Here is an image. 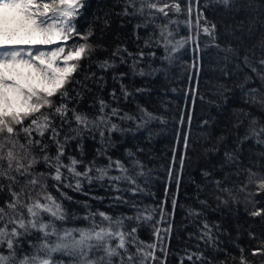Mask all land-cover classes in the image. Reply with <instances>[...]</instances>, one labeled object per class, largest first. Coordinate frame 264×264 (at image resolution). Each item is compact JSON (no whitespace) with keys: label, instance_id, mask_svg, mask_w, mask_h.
<instances>
[{"label":"snow or ice","instance_id":"6c2138e0","mask_svg":"<svg viewBox=\"0 0 264 264\" xmlns=\"http://www.w3.org/2000/svg\"><path fill=\"white\" fill-rule=\"evenodd\" d=\"M238 2L239 0H219V3L230 8L236 7ZM161 3L162 6H158ZM256 3L257 0H245L244 6L252 8ZM85 7L86 0H48V2L39 0V3L37 0H0V49H3L0 51V191L6 188L11 197L10 200L5 201L4 206H0V264H65L63 260H54V254L57 253L69 258L67 264H147L149 259H157L155 255L157 245H145L143 241L138 240L136 234L141 222L155 223L154 218L157 214L160 215L161 222L165 221L166 214L163 208L148 206L141 208L137 201L125 200L118 196L116 197L118 202L134 209L133 215L114 218L103 211L89 212L84 217L85 220L91 221L89 226L64 227L63 222L70 218L69 213L48 190L49 179L57 182V191H60L59 185L64 184V181H68L64 186L81 191L84 180L91 184L93 180L104 181L107 178L118 191L119 183L127 182L126 191L134 195L143 192L144 188L137 182L140 177L147 176L143 171L144 165L137 156V152H142L143 149L137 148L133 151L131 148H126L123 160L114 159L111 152L117 147V142L113 139V134L119 133L123 136L126 133L146 130L153 121L160 119L141 105H137L135 114L124 111L120 107V97L115 90L110 93L114 103L97 95L89 105L93 111L81 110V102L87 93L92 91L89 82L100 89L104 87V77L96 78V73L86 75L83 81L75 80L73 76L80 68L81 60L90 58L97 50L103 49V45L89 40L93 35L91 28L86 34L76 31L73 21ZM261 7H264V0L261 2ZM152 10L168 17L170 11L178 14L182 9L179 0H172V3H168L167 0H124V10L121 15L141 17L143 26L147 27L154 23L155 13ZM49 12L51 16L48 15ZM188 13L191 14V8L188 9ZM48 20L52 22L48 23ZM107 23L106 19L105 24ZM172 24H176V21L169 19L167 23L156 25L153 35L145 40V46L149 48L162 45L165 52L162 59L169 62L187 42V38L179 40L175 38L174 31L169 26ZM140 26V24L136 25L137 28ZM197 27H199V17ZM156 29L159 35H156ZM240 30L243 32V24L240 25ZM203 33L215 41L216 25L214 23L208 25L206 22ZM73 34L80 35L85 42L72 48V51L65 56L63 65L59 62V56L65 52L64 47H58L51 53L52 59L48 64L44 61L49 59V53L37 48L36 56L33 57L31 48L24 50L17 47L23 43H51L53 37L67 41ZM236 39L235 47L221 48L219 43H215V47L223 53L218 69L225 78L242 74L243 80L236 86L242 91L246 90L244 94L248 99L245 103L252 105L258 103L260 108L264 109V36L258 43L259 57L254 51L257 45L249 47L240 37ZM125 54L132 57L126 48L118 46L105 59L96 63L104 71L115 69L117 60L121 64H128ZM145 55L144 51L140 50L138 57L132 58L129 70L133 75L143 77L164 71L163 68L153 67L151 64L142 67ZM149 55L155 56V53ZM18 63L33 66L50 86L41 89L20 84L16 79L20 75L16 71ZM52 64H55L59 71L54 70L50 66ZM126 75L127 73H120L119 78L122 80ZM71 84L79 85V90L75 87L70 88ZM250 84L254 86L248 87ZM8 90H11L17 98L20 105L18 110H8L13 102ZM228 90L225 84H220L217 89L221 95ZM139 91L141 90H136ZM120 92L125 102L129 98H134V93L128 91L127 86L123 84ZM239 112L243 120L238 116L234 127L238 128L244 120H247V127L242 137L237 136L236 146L224 151V163L221 167L235 166L237 174L241 170L247 171L248 183L255 184L259 191H264V174L253 172L251 168L242 169L240 161L242 145L245 142L254 140L256 144L264 145V119L257 118L243 109ZM188 119L190 121L191 117L189 116ZM129 121L132 122L131 125H128ZM204 123L207 125L209 122L204 121ZM86 138L99 144L95 150L96 155L90 161L83 159L85 155L83 141ZM224 142L223 136L217 138V146L209 151H219V146L224 145ZM73 143L76 144L79 157L68 151ZM188 143V137L184 136L185 148ZM260 155L264 157V151ZM101 158L107 163H100ZM173 159L175 160V154ZM184 163V157L181 156L179 159L181 169ZM38 165H43L44 170H38ZM113 171L119 174L111 175ZM202 174L206 177L210 175L208 172ZM169 175L171 176V172ZM254 177L257 179H253ZM73 180L74 185L71 182ZM215 184L220 192L234 199L232 190L223 187L224 181L217 180ZM17 185H20L18 190L15 187ZM246 187L247 185H244L240 191H244ZM66 198L71 199V197ZM216 199L224 205L228 204L227 198L221 200L220 196H216ZM171 203L174 212L177 207L175 196ZM200 203L202 206H207V201ZM97 215L101 218L99 222L95 219ZM189 215H194L192 210H189ZM250 215L262 216L264 209L254 210ZM72 218H75L74 215ZM57 222H60L59 226ZM219 228L218 224L210 226L204 223L198 239L203 240L208 246L217 247ZM170 231L169 224L168 228L164 229V235L167 236ZM37 233L38 241L33 242L28 239ZM154 234L161 240L164 238L161 237L159 228L154 229ZM25 242L33 253L20 256L19 252L23 250ZM161 251H164L163 247ZM258 254L264 256V246L252 253L253 256ZM186 259L192 264H196L197 261L199 264H213L203 252L189 253ZM183 260L184 258H181V264ZM240 264H255V262L242 257Z\"/></svg>","mask_w":264,"mask_h":264},{"label":"trees","instance_id":"16d2710c","mask_svg":"<svg viewBox=\"0 0 264 264\" xmlns=\"http://www.w3.org/2000/svg\"><path fill=\"white\" fill-rule=\"evenodd\" d=\"M167 2L172 3V0ZM179 2L181 12L177 14L170 11L168 17L152 10L155 13L154 23L147 27L143 26L141 17L121 15L124 10V0H86V7L81 9V14L73 21L76 31L81 34H86L91 28L93 35L89 40L103 45V49L107 50H97L92 57L81 60L80 68L73 74L74 79L79 81H83L85 76L91 73H96V78L104 77L102 89L89 82L92 91L87 93L81 102V110L93 111L89 105L97 95L114 103L110 93L115 90L120 97V107L124 111L135 114L137 105H141L160 117L146 130L126 133L123 136L119 133L113 134V139L117 142V147L111 152L114 159L123 160L126 148H131L133 151L137 148L143 149L142 152H137V156L144 165L143 171L147 176L140 177L137 182L144 191L135 195L126 191L127 182H120L118 191L107 178L104 181L93 180L91 184L84 180L81 191L64 186L68 181L60 184V191H57V182L49 179L48 190L69 213L70 218L63 222L64 227L89 226L91 221L84 219L89 212L103 211L114 218L133 215L134 209L118 202L116 200L118 196L125 200L137 201L141 208L144 206L163 208L166 214L165 221L161 222L160 215L157 214L154 218L155 223L141 222L136 234L138 240L143 241L145 245H157L155 250L157 259H149L147 264H181V258H184L183 264H192L186 259L187 254L192 252H203L213 264H240L242 257L255 264H262L264 256L259 254L253 256L252 253L264 246V215L254 217L250 213L264 209V191H259L255 184L248 183L247 171L241 170L237 174L235 166L221 167V165L224 163V151L236 146L237 136L242 137L247 127V120H244L238 128L234 127L238 116L243 120L239 110L249 111L253 116L264 119V109H261L258 103L255 105L245 103L248 99L244 94L246 90L242 91L236 86L242 82V74L230 78L221 75L218 64L223 53L215 47V43H219L221 48L235 47L236 38L240 37L249 47L257 45L254 51L259 57L258 43L264 36L262 0H257L252 8L244 6L245 0H239L234 8L224 6L219 0H179ZM158 6H162V3ZM189 8H191L190 15ZM198 17L199 27H197ZM106 19L107 24H105ZM169 19L176 21V24L169 25L174 31L175 38L177 40L187 38L184 47L175 54L171 62L162 59L165 55L162 45H154L151 48L145 46V40L153 35L155 26L167 23ZM206 22L208 25L213 23L216 25L215 41L203 33ZM137 24L141 26L137 28ZM241 24H243V32L240 30ZM156 35H159L158 29ZM84 42L80 35L73 34L69 40L57 42V48L64 47L65 52H69L74 46ZM17 46L24 50L31 48L32 53L34 52L30 43ZM118 46L126 48L132 54V57L125 54L128 64H121L117 60L115 69L107 71L100 69L96 61L105 59ZM140 50L146 54L142 67L151 64L153 67L163 68L164 71L143 77L133 75L129 70V64L132 63L133 57H138ZM153 52L155 56L149 55ZM120 73L127 75L121 80ZM114 76L117 78L114 79ZM122 84L127 86L128 91L134 93V98H129L127 102L121 96ZM220 84H225L229 89L222 95L217 91ZM253 86L248 85V87ZM69 87L79 90V85L71 84ZM137 89L141 91L136 92ZM204 121L209 123L205 125ZM131 124L132 122L129 121L128 125ZM184 136L188 137L187 148L183 144ZM221 136L225 138L224 145L219 146L217 152L209 151L217 146V138ZM83 144L85 150L83 159L90 161L96 155L95 150L99 144L90 138H86ZM68 151L79 157L75 143ZM262 151L264 145H258L254 140L245 142L240 154L242 169L251 168L253 172L264 174V157L260 155ZM52 152L53 154L55 152L54 146ZM181 156L185 160L183 169L179 165ZM67 162L65 159V163ZM100 163L106 164L107 161L101 158ZM37 168L40 171L44 170L43 165H38ZM204 172L210 175L206 177L202 174ZM110 174L119 173L113 171ZM217 180L224 181L223 187L232 190L234 199L217 189L215 184ZM71 182L75 184L74 180ZM244 185L247 187L244 191H240ZM15 187L18 190L20 185ZM174 196L177 207L173 212L171 201ZM216 196H220L221 200L227 198L228 204H222ZM10 199L6 188L0 191V206H4L5 201ZM200 201H207V206H202ZM189 210H192L194 215H189ZM47 218L46 216L45 219ZM95 219L99 222L101 218L97 215ZM57 223L59 226L60 222ZM204 223L210 226L220 225L217 233L218 244L215 248L198 239ZM169 224L171 231L165 236L164 229L168 228ZM155 228L160 229V235L164 237L162 240L154 234ZM28 239L36 242L39 240V234ZM113 243L115 244V241ZM161 247L164 251H161ZM32 253L33 250L25 242L19 255ZM53 258L56 261L63 260L65 264L69 259L59 253L54 254ZM196 264H199V261Z\"/></svg>","mask_w":264,"mask_h":264},{"label":"rangeland","instance_id":"374dc122","mask_svg":"<svg viewBox=\"0 0 264 264\" xmlns=\"http://www.w3.org/2000/svg\"><path fill=\"white\" fill-rule=\"evenodd\" d=\"M37 2H39V0H37ZM46 2H48V0H46ZM48 15L51 16V13L49 12ZM47 22L51 23L52 21L48 20ZM61 41L62 40H60L59 38L53 37L51 43H47V44H40V43L32 44V43H30L33 46V49H34V52L32 53L33 57L36 56V49L39 48L40 50L49 53V59L44 61L45 64H48L49 60L52 59L51 53L58 46V43L57 44H54V43L55 42H61ZM2 50L3 49H0V51H2ZM69 52H71V51H69ZM69 52L66 51V52L60 54L59 62H60L61 65H63L64 58ZM25 59H27L26 56H25ZM50 66L54 70L59 71V69L57 68V66L55 64H52ZM16 71L20 73V75L17 76L16 79L23 86H29L30 85V86H35L36 88H41V89L50 86L45 80H43L40 77V75L37 72V70L31 65L18 63L16 65ZM6 75H11V74L6 73ZM8 92H9L10 99H12V101H13L11 106L8 108V110L9 111H12L14 109L18 110L20 105H19V102H18L17 98L14 96V94L11 92V90H8Z\"/></svg>","mask_w":264,"mask_h":264},{"label":"bare ground","instance_id":"6f19581e","mask_svg":"<svg viewBox=\"0 0 264 264\" xmlns=\"http://www.w3.org/2000/svg\"><path fill=\"white\" fill-rule=\"evenodd\" d=\"M44 2H46V0H45ZM38 3H39V2H38Z\"/></svg>","mask_w":264,"mask_h":264}]
</instances>
